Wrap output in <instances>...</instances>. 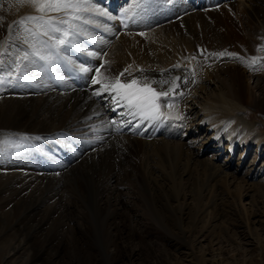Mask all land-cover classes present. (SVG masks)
Instances as JSON below:
<instances>
[{
    "label": "bare ground",
    "instance_id": "obj_1",
    "mask_svg": "<svg viewBox=\"0 0 264 264\" xmlns=\"http://www.w3.org/2000/svg\"><path fill=\"white\" fill-rule=\"evenodd\" d=\"M138 4L136 1L135 5ZM164 4L155 2L145 6L142 3L146 16L161 15L143 20L141 13L135 12L132 19L137 35L119 31L112 49L96 43L95 47H99L96 56L89 58L82 51L81 60L92 62L107 75H117L131 65L124 80L147 78L180 83L168 97L162 98L164 107L169 104L174 107L157 123L162 128L161 134L174 137L180 124L175 103L182 99V94L187 97L192 83L186 71L173 66L172 58L186 47L184 38L192 37L186 48L194 49V57H199V45L212 57L216 51L224 52L223 47L229 44L227 53L241 54L247 59L255 56L260 61L264 57V0H191L190 4L176 0L171 9ZM35 14L32 7L18 0H0V61H3L0 67H5V72L0 74L9 70L21 49L28 48L16 38L18 29L14 22ZM174 14L182 16L180 21L184 26L172 20ZM205 16L211 19V24ZM150 23L159 25V29L146 31ZM9 25L13 26L11 30ZM107 33L111 35L110 30ZM142 37L145 44L141 42ZM215 57L222 60L226 55ZM233 58L220 63L212 60L213 66L208 68L199 57L195 65L204 72L198 81L210 78L219 87L226 86L227 93L223 96L232 101H226L225 108L231 113H235L233 107L238 109L241 104L264 110V60L260 69L255 70L249 59ZM100 60L104 63L99 66ZM222 65L226 70H221ZM138 66L142 72L137 71ZM52 68L59 79L58 90L38 69L30 70L26 79L14 82L15 88L11 84L0 86V264H10L11 260L14 261L11 264H142L139 259L142 243L156 255V263L152 264H182L169 251L174 243L172 238L195 240L197 235L198 243L207 245L194 264H206L205 252L218 244L209 239L208 230L198 227L204 208L198 179L190 182L189 193L194 205L186 215L183 213L180 199L184 192L178 176V160L184 145L167 139L143 141L137 131L140 120L119 117L113 129L108 124L114 108L112 98L107 93L92 95L100 87L91 83L96 73L81 74V85L77 87L63 77L56 62ZM152 86L161 91L169 87L168 84ZM189 101L193 104L195 98L186 99L185 105ZM227 122L229 127L223 128L224 134L230 129L237 132L236 128H243L238 120ZM216 123L208 121L213 128L220 126ZM117 129L122 130L119 136L115 133ZM70 132L79 144L78 151L64 140L65 133ZM250 134L239 132L236 138L247 141ZM34 139L37 143L50 142L52 148L62 145L68 161L53 163L47 157L45 168L41 167L26 145H21H28ZM151 147L158 154H166L170 163L166 175L161 171V180H152L148 185L142 167ZM14 158L18 159L15 164L7 163ZM156 164L160 161L156 160ZM225 184L228 186L229 181L225 180ZM235 188V193L243 197V186L236 183ZM132 206L139 208L145 223L133 218ZM185 220L188 227L182 228ZM135 240L140 241V248Z\"/></svg>",
    "mask_w": 264,
    "mask_h": 264
},
{
    "label": "rangeland",
    "instance_id": "obj_2",
    "mask_svg": "<svg viewBox=\"0 0 264 264\" xmlns=\"http://www.w3.org/2000/svg\"><path fill=\"white\" fill-rule=\"evenodd\" d=\"M97 6L101 7V5ZM128 34L137 35L133 30H130ZM92 39L94 43L98 40L96 36ZM111 41H102L101 45L112 49L114 44ZM141 42L145 44V38L142 37ZM94 51V49L86 50V53ZM263 60L264 57L261 56L260 61L257 59L253 64L251 63L252 58H249V63L255 70H259ZM100 62V64L104 63L103 60ZM204 63L208 68L213 66V61ZM87 67L89 66L87 65ZM226 68L225 65L221 66V70H226ZM199 69H201L200 66ZM198 72L203 73L204 71L198 70ZM194 76L190 92L197 95L195 97L197 105L193 107L192 102L189 105L184 104L186 99L190 100L193 96H188L185 100L178 102L179 116L184 121L188 116V106L192 108L189 115L191 122L186 130L184 128L182 131L174 132V136L177 132L174 143L184 145L183 152L179 154L178 160V176L179 181L183 184L182 190L184 192L180 199V203L184 208L183 213L186 215L189 208L194 205L193 198L189 193L190 187H192L190 182L193 179H198L201 184L204 205V208H202L203 214L201 216L198 214L202 217L198 227L202 226L205 228L204 230H208L209 239L217 241L218 244L213 245L211 250L208 249L205 252L206 264H264V110L257 106L241 104L238 109L233 107L235 113H231L230 109L225 108V102L232 101L231 98L223 96L227 93L226 86L221 85V87L223 86L221 88L217 81L210 78L207 82H197V77L195 74ZM205 114L209 116L208 121L217 122L216 125H220L221 128L218 129L223 130L222 133L220 130L213 129V127L210 128L209 124L201 123ZM228 117H230L229 122L236 120L241 122L244 129L242 127L240 130L236 128L238 129L237 132L230 129L231 131L227 130L224 134L223 128L229 127L226 125L228 122H225ZM204 119L206 122V118ZM221 120L225 122L224 125ZM195 128L201 129L200 135L197 130L195 131ZM239 132H251L252 136H250L253 143L257 142L256 145L259 147L251 146V143L246 147V142L242 143L243 141H238L236 138V134ZM233 133L237 145L233 143ZM221 134L225 136L222 137ZM219 137H221L220 143H218ZM258 141L260 142L258 143ZM151 144L153 145V143ZM141 146L144 148L143 145ZM152 147L147 154L145 152L146 165H148L146 171L144 170L146 165L142 167V174L145 176L148 185L152 180H161V171L166 175L170 163L166 154H158L155 150H152ZM17 160V158H14L7 161V163L15 164ZM156 160L160 161L159 165L156 164ZM39 174H42V171ZM227 176L230 178H227ZM233 178L235 181H232ZM225 180L229 181L228 186L225 184ZM236 183L243 186V197H239L240 195L238 196L235 193ZM173 204L176 205V203ZM138 209L137 206L131 207L132 216L138 223H145L142 212ZM187 224L188 222L185 220L182 228H187ZM172 239V243H174L169 251L182 264H194L201 251L206 250V243H198L200 241L198 235V240H194V238H191V240L187 238L185 240L184 238L182 240ZM138 242L140 243L139 240L137 242L135 240L137 246ZM221 248L222 250H220ZM221 251L224 252L221 254ZM139 255L142 264L155 262L156 255H153L152 249L144 243H142V251ZM173 256L171 257L174 262L175 258ZM13 262L11 260L10 264Z\"/></svg>",
    "mask_w": 264,
    "mask_h": 264
},
{
    "label": "snow or ice",
    "instance_id": "obj_3",
    "mask_svg": "<svg viewBox=\"0 0 264 264\" xmlns=\"http://www.w3.org/2000/svg\"><path fill=\"white\" fill-rule=\"evenodd\" d=\"M164 3H171V0H163ZM18 3L28 5L35 11V15H26L14 22L18 29L17 39H21L28 46L15 57L9 70L0 74V86L11 84L27 78L30 70H44V66L52 65L54 62L65 60L61 56L65 48L76 47L77 39L84 33L85 25L94 23L93 17H106L113 19L102 8L98 7L94 0H18ZM98 26V25H97ZM9 25V29H12ZM143 35V33H140ZM46 38V39H45ZM11 39V37H9ZM7 42H5L6 44ZM88 56L95 57V52H88ZM216 56L235 57V53H213ZM259 58L253 57L251 63H255ZM68 63H73L68 60ZM3 61H0V65ZM117 75H107L101 72L100 68H90L84 64L77 65L74 70L81 74L95 72L91 78L92 85H100L93 91V96H102L107 93L114 103L127 109L126 113L134 119L139 118L141 122L153 123L163 119L161 111L163 105L162 98L169 96L177 85L175 81L152 80L147 78L122 79L129 68ZM2 71V70H0ZM143 71V69H138ZM179 79V77L175 78ZM31 83V81H29ZM153 84H168L166 91L157 90ZM169 108L174 105L169 104ZM115 124V121H112Z\"/></svg>",
    "mask_w": 264,
    "mask_h": 264
}]
</instances>
